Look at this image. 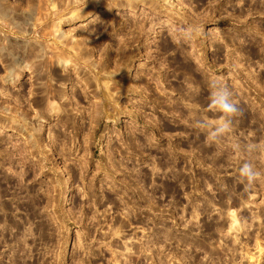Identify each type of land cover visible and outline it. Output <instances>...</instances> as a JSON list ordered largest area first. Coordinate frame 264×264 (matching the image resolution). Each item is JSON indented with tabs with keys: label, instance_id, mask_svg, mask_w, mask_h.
Instances as JSON below:
<instances>
[{
	"label": "rangeland",
	"instance_id": "rangeland-1",
	"mask_svg": "<svg viewBox=\"0 0 264 264\" xmlns=\"http://www.w3.org/2000/svg\"><path fill=\"white\" fill-rule=\"evenodd\" d=\"M0 51V264H264V0H0Z\"/></svg>",
	"mask_w": 264,
	"mask_h": 264
},
{
	"label": "clouds",
	"instance_id": "clouds-1",
	"mask_svg": "<svg viewBox=\"0 0 264 264\" xmlns=\"http://www.w3.org/2000/svg\"><path fill=\"white\" fill-rule=\"evenodd\" d=\"M197 29L189 26L184 29L180 35L183 40L190 41L196 35ZM209 111L218 114L215 121L200 120L196 121V127L201 129L209 142H216L220 138L226 136L232 131L234 118L240 114L238 103L233 99L231 89L219 80L213 79L208 81ZM239 144L234 145L235 150H239ZM261 146L256 144L246 145L245 150L254 152L260 150ZM237 179L244 185L245 189L251 187L261 176L256 170L254 164L250 161L242 162L236 169Z\"/></svg>",
	"mask_w": 264,
	"mask_h": 264
},
{
	"label": "bare ground",
	"instance_id": "bare-ground-1",
	"mask_svg": "<svg viewBox=\"0 0 264 264\" xmlns=\"http://www.w3.org/2000/svg\"><path fill=\"white\" fill-rule=\"evenodd\" d=\"M80 48V47H79ZM2 49V48H1ZM2 51V50H1ZM1 51H0V53H1ZM4 57H6V55L4 56ZM9 57V56H8ZM7 58V57H6ZM6 58H3L2 59V61L5 63V61H9L8 59H6ZM10 60H11V58H10ZM20 60V59H19ZM17 62H18V60H17ZM23 62V61H22ZM8 63V62H7ZM10 63V62H9ZM21 63V62H20ZM16 64V63H15ZM17 65H18V63H17ZM17 67V66H16ZM22 66H20V68H21ZM8 68H10L9 67V65H8ZM23 68V67H22ZM10 69H12V71L10 72V73H12L13 72V67H12V64H11V68ZM17 69H19V67L17 68ZM24 69V68H23ZM18 71V70H17ZM20 71V70H19ZM13 74H15V73H13ZM12 74V75H13ZM11 75V74H10ZM10 78H12V77H9V79ZM8 79V80H9ZM14 79H16V77H14ZM13 78H12V80H14ZM60 92V91H59ZM61 93V92H60ZM62 95V94H61ZM48 100V99H47ZM51 141V140H50ZM51 143H52V141H51ZM65 190H64V192H63V199H64V205H68V206H71V203H72V198H71V195H70V193H69V189H68V179H65Z\"/></svg>",
	"mask_w": 264,
	"mask_h": 264
}]
</instances>
